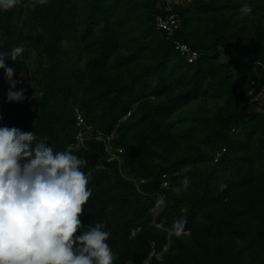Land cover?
<instances>
[{
	"label": "trees",
	"instance_id": "obj_1",
	"mask_svg": "<svg viewBox=\"0 0 264 264\" xmlns=\"http://www.w3.org/2000/svg\"><path fill=\"white\" fill-rule=\"evenodd\" d=\"M245 2L253 11L241 16ZM32 3L0 11V53L23 46L6 64L30 82L28 100L9 102L0 70V126L87 161L82 230L105 225L114 264H142L153 251L162 256L151 264H264L262 25L247 37L264 0ZM172 14L179 24L169 36L157 19ZM177 42L198 57L189 62ZM184 177L190 187L176 193ZM177 219L186 221L180 237Z\"/></svg>",
	"mask_w": 264,
	"mask_h": 264
},
{
	"label": "clouds",
	"instance_id": "obj_2",
	"mask_svg": "<svg viewBox=\"0 0 264 264\" xmlns=\"http://www.w3.org/2000/svg\"><path fill=\"white\" fill-rule=\"evenodd\" d=\"M20 2L0 0V11H9ZM47 3L33 0L32 6ZM252 11L247 2L239 8L241 16ZM24 51L23 46H15L11 52L0 53V70L10 85L9 102L28 100L27 89L17 88L20 81L14 79L15 70L6 64V59L17 61ZM89 132L80 131L77 146L90 139ZM81 134L85 137L82 142ZM100 136L103 140L97 139ZM93 139L105 140L101 134ZM46 141L37 139L33 131L0 126V264H114L105 225L91 224L82 230L80 216L92 195L81 171L87 161L71 150L55 151ZM116 157L112 158L119 160ZM189 187L190 180L184 177L173 191L181 193ZM141 230L131 229L130 238ZM171 231L182 236L186 221L175 220Z\"/></svg>",
	"mask_w": 264,
	"mask_h": 264
},
{
	"label": "built area",
	"instance_id": "obj_3",
	"mask_svg": "<svg viewBox=\"0 0 264 264\" xmlns=\"http://www.w3.org/2000/svg\"><path fill=\"white\" fill-rule=\"evenodd\" d=\"M158 26L160 29L166 30L169 32V36H172L175 31L178 29V24H179V17L176 14H172L170 17L165 18V17H158ZM177 48L180 50L181 54L183 57H185L187 60H189V62H192L193 60H195L198 57V53L196 51H193L188 45L186 44H182L180 42L176 43ZM20 81V83H18L17 88H21L25 82L23 80H18ZM258 87V83L257 82H252V91L251 94H255L256 90ZM262 94H259L258 98L261 97ZM79 120V125L84 124V120L81 118V116L78 117ZM85 137L84 135H80L79 140L82 142L84 141ZM97 139L99 140H103V138L100 136ZM110 148L109 146H107V151H109ZM115 158H117L115 156ZM118 159V158H117ZM166 186V184H165ZM161 254H156L155 251H153L150 256L143 261L142 264H151L152 258L154 257H161Z\"/></svg>",
	"mask_w": 264,
	"mask_h": 264
},
{
	"label": "rangeland",
	"instance_id": "obj_4",
	"mask_svg": "<svg viewBox=\"0 0 264 264\" xmlns=\"http://www.w3.org/2000/svg\"><path fill=\"white\" fill-rule=\"evenodd\" d=\"M188 1H190V0H188ZM247 21H248V31H250V30L252 31V32L250 31V33H247V37L248 36L255 37L254 33L256 32V28H255L256 26L262 25V28L264 29V9L262 10V12L260 14L252 15L250 18H248ZM31 57H32L33 60L30 59L29 62L32 65H34V63H35L34 62L35 53H31ZM228 58H229V54L226 53V55H224V60H228ZM22 74H21V76L25 80L24 87L27 89V86H29L30 82L28 80V76L25 73H22ZM248 76H253V73L248 74ZM14 79L17 80V78L15 77V74H14ZM26 80H27V82H26ZM6 83L9 85V82L7 81V79H6ZM211 105H213V104H211ZM162 208H163V201H159V204H158L157 209L155 210V213L158 214L160 212V210H162Z\"/></svg>",
	"mask_w": 264,
	"mask_h": 264
}]
</instances>
